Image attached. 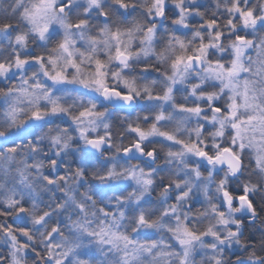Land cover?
<instances>
[{
    "label": "snow or ice",
    "instance_id": "1",
    "mask_svg": "<svg viewBox=\"0 0 264 264\" xmlns=\"http://www.w3.org/2000/svg\"><path fill=\"white\" fill-rule=\"evenodd\" d=\"M0 264H264V0H0Z\"/></svg>",
    "mask_w": 264,
    "mask_h": 264
}]
</instances>
